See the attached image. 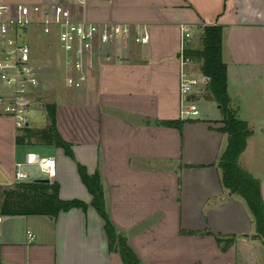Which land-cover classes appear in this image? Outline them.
I'll list each match as a JSON object with an SVG mask.
<instances>
[{"label":"crops","instance_id":"obj_1","mask_svg":"<svg viewBox=\"0 0 264 264\" xmlns=\"http://www.w3.org/2000/svg\"><path fill=\"white\" fill-rule=\"evenodd\" d=\"M2 5L49 12L58 5L72 20L145 27L150 40L98 46L84 86H67L73 92L51 103L74 158L35 137L18 144L25 129L19 133L0 107V214L4 191L16 185L15 165L30 153L55 159L57 175L49 183L59 184L61 199L87 205L55 217L3 215L0 264H124L110 249L105 220L78 164L99 173L108 217L140 264H245L251 258L245 248L255 242L257 258L264 257V239L246 200L224 184L221 161L230 136L207 85L195 97L200 115L181 116L179 60L182 25L192 28V51L202 48L205 27L222 28L230 107L252 129L238 163L260 182L264 202V0H0ZM32 29L41 35L33 27L25 38ZM192 71L202 75L199 62ZM45 105L27 128L50 125ZM23 170L29 179L20 183L48 179L38 166Z\"/></svg>","mask_w":264,"mask_h":264},{"label":"built area","instance_id":"obj_2","mask_svg":"<svg viewBox=\"0 0 264 264\" xmlns=\"http://www.w3.org/2000/svg\"><path fill=\"white\" fill-rule=\"evenodd\" d=\"M39 27L41 35L55 37L66 69L65 84L80 89L88 79L87 69L92 67L98 46H126L130 42L147 45L150 35L145 27L133 28L128 24L94 23L87 20H72L56 5L51 11L39 6H0V81L6 93L0 95V107L11 116L21 133L30 123V118L42 108V67L34 57L33 49L25 38L27 30ZM193 31L188 25L181 27L179 60L182 66L181 95L183 119H195L200 109L195 99L204 91L206 80L192 71L194 60L188 55L193 43ZM203 87V88H202ZM26 165L38 166L43 175L52 180L57 175L54 158H43L36 153L26 156L24 163H16L15 182L29 179L23 170ZM4 216L0 214V245L3 242ZM29 237L34 235L29 232Z\"/></svg>","mask_w":264,"mask_h":264},{"label":"trees","instance_id":"obj_3","mask_svg":"<svg viewBox=\"0 0 264 264\" xmlns=\"http://www.w3.org/2000/svg\"><path fill=\"white\" fill-rule=\"evenodd\" d=\"M223 32L220 26H207L201 36V49L188 51V55L201 65L202 74L206 80L209 98L218 103L222 112L223 129L229 134L228 148L223 155L221 168L224 184L234 193L240 194L247 202L256 222L257 234L264 239V202L261 195L260 182L250 176L239 166V158L252 135L250 125L238 119L230 107L228 94L227 66L222 58ZM50 125L46 129L26 128L24 135L17 137L18 144H23L28 138L63 148L66 155L74 158L71 144L65 142L56 126V105H45ZM79 175L93 197L92 205L105 220V230L109 237L110 249L117 250L124 264H140L136 255L128 246L126 239L117 235L106 211L104 189L99 173L89 174L87 168L78 164ZM73 208L87 209V205L78 199L63 200L59 196L58 183H46L41 180L17 183L13 189L5 190L1 204V214L4 216L48 215L58 216Z\"/></svg>","mask_w":264,"mask_h":264},{"label":"rangeland","instance_id":"obj_4","mask_svg":"<svg viewBox=\"0 0 264 264\" xmlns=\"http://www.w3.org/2000/svg\"><path fill=\"white\" fill-rule=\"evenodd\" d=\"M27 41L30 42L33 54L36 60L39 61L42 67V103L51 104L58 103L67 94L73 92L71 89H67L65 84L66 70L63 69V57L59 52V48L55 38L43 37L39 34V30L32 29V35L26 36ZM75 90V89H74ZM5 92V86L0 81V95ZM198 102V101H197ZM199 105V103H198ZM202 109V105H199ZM204 110V109H203ZM34 113L33 115H35ZM32 117V116H31ZM42 118V117H40ZM31 119H34L33 117ZM259 242L250 243L245 249L246 253L251 257L249 263L245 264H264V257L257 258L256 246ZM261 245V244H260ZM255 246V248H254ZM260 254H263V250L260 249ZM264 256V255H263ZM248 258V257H247ZM263 261V262H262Z\"/></svg>","mask_w":264,"mask_h":264},{"label":"water","instance_id":"obj_5","mask_svg":"<svg viewBox=\"0 0 264 264\" xmlns=\"http://www.w3.org/2000/svg\"><path fill=\"white\" fill-rule=\"evenodd\" d=\"M42 181H43V182H46V183H49V182H50L49 179H43Z\"/></svg>","mask_w":264,"mask_h":264}]
</instances>
